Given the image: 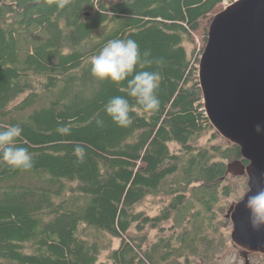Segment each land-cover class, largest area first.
<instances>
[{
	"label": "trees",
	"instance_id": "16d2710c",
	"mask_svg": "<svg viewBox=\"0 0 264 264\" xmlns=\"http://www.w3.org/2000/svg\"><path fill=\"white\" fill-rule=\"evenodd\" d=\"M224 1L0 0V130L19 125L15 144L33 157L29 170L0 158V264L218 263L228 164L243 157L216 142L199 64ZM111 39L150 53L137 71L160 74L154 113L127 81L91 75ZM116 95L133 109L127 127L104 111ZM152 202L156 214L142 208Z\"/></svg>",
	"mask_w": 264,
	"mask_h": 264
},
{
	"label": "water",
	"instance_id": "95a60500",
	"mask_svg": "<svg viewBox=\"0 0 264 264\" xmlns=\"http://www.w3.org/2000/svg\"><path fill=\"white\" fill-rule=\"evenodd\" d=\"M199 81L206 114L224 138L240 146L243 160L228 173L248 176V189L226 217L232 240L251 252L264 253V228L254 230L245 207L249 196L264 189V0H235L215 14L200 57Z\"/></svg>",
	"mask_w": 264,
	"mask_h": 264
},
{
	"label": "clouds",
	"instance_id": "9594fccd",
	"mask_svg": "<svg viewBox=\"0 0 264 264\" xmlns=\"http://www.w3.org/2000/svg\"><path fill=\"white\" fill-rule=\"evenodd\" d=\"M60 6L63 7V4ZM149 56L150 53L142 52L133 39H111L91 57L90 72L99 81L108 80L116 84L127 81V96L134 98L135 103L145 113H154L160 105L157 95L160 74L156 71H137L138 66L143 68L152 64L153 61L148 58ZM132 110L129 99L121 95L112 96L104 105L105 113L121 127H127L132 123L129 115ZM102 123L103 121H97L98 125ZM59 131L67 133L70 130L61 127ZM255 131L260 133L264 131V127L257 124ZM21 134L22 128L19 125H11L0 130V158L12 168L29 170L33 167L32 155L28 148L15 144ZM75 152L83 154L84 148L77 145ZM245 207L250 212L249 220L252 228L257 231L264 228V189L249 196Z\"/></svg>",
	"mask_w": 264,
	"mask_h": 264
},
{
	"label": "rangeland",
	"instance_id": "374dc122",
	"mask_svg": "<svg viewBox=\"0 0 264 264\" xmlns=\"http://www.w3.org/2000/svg\"><path fill=\"white\" fill-rule=\"evenodd\" d=\"M233 2V1H232ZM230 0H225L224 1V7L232 3ZM196 40L198 42V45H201V40L200 38L196 37ZM189 49H192L194 46L193 44L189 43L187 44ZM217 134V139L216 142L220 143H227L229 140L224 138L219 132L216 130L214 131ZM212 133L209 132L207 133L202 139L201 143L207 142L208 140H211ZM175 147V146H174ZM231 163V162H230ZM225 184H230L231 187L233 188V192L226 197L222 198V203L224 205H227V211L224 215L223 218L228 220V224L223 227V232L226 234L227 240H226V245L221 249L220 252L217 254L216 260L218 261L217 264H246V259L243 256V248L238 246L237 244L234 243L232 240L231 234L233 230V223L231 219L227 218V212L230 206L233 203H236L239 201L244 194L246 193L248 189V176L247 175H236L231 172L228 174V180L225 181ZM156 200H154L155 203ZM160 204H151L146 203L143 205V209H145L146 212L151 213V214H156L158 211V207ZM157 231H154L151 236V241H155V234ZM114 246H118L119 244V239H114ZM108 251H104L102 254V259L104 260L107 257ZM249 264H264V253H257V252H251L249 254Z\"/></svg>",
	"mask_w": 264,
	"mask_h": 264
}]
</instances>
